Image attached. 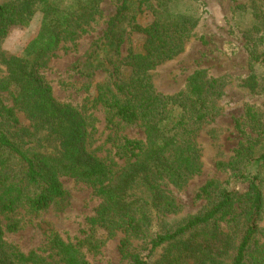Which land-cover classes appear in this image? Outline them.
<instances>
[{
  "label": "trees",
  "instance_id": "obj_1",
  "mask_svg": "<svg viewBox=\"0 0 264 264\" xmlns=\"http://www.w3.org/2000/svg\"><path fill=\"white\" fill-rule=\"evenodd\" d=\"M102 0H2L0 41L9 28L26 25L35 12L42 18L37 34L19 54L0 52V264H90L83 248L97 249L118 232V252L127 264H264V192L260 166L264 149V109L246 106L244 123L234 120L240 141L226 163L229 179L210 180L196 198L207 204L196 214L165 224L177 213L170 186L182 188L202 168L197 138L206 123L220 114L224 83L196 70L184 87L157 91L152 71L184 50L198 17L179 8V0H120L103 36L83 64L88 76L108 72L94 95L80 105L57 100L42 70L58 49H75L102 17ZM151 19L141 22L144 12ZM137 44L121 55L126 35ZM252 73L244 80L250 91L264 90V46L249 48ZM260 88V89H258ZM104 111L107 136L95 146L96 106ZM32 122V131L17 128L15 110ZM136 125L143 137L121 133L120 125ZM255 132L251 136L245 127ZM109 143L107 152L100 147ZM93 188L100 198L86 219L101 230L85 238H63L49 232L44 248L24 252L5 234L20 228L18 210L36 214L65 196L61 178ZM237 183L244 188L239 191ZM154 219L163 230L149 234ZM91 231V230H90ZM146 239V254L131 247L130 238Z\"/></svg>",
  "mask_w": 264,
  "mask_h": 264
},
{
  "label": "rangeland",
  "instance_id": "obj_2",
  "mask_svg": "<svg viewBox=\"0 0 264 264\" xmlns=\"http://www.w3.org/2000/svg\"><path fill=\"white\" fill-rule=\"evenodd\" d=\"M2 1V0H0ZM120 0H102V17L93 25V29L77 41L75 49L63 47L56 51L46 68L42 70L45 80L52 88L54 97L61 102L80 105L94 95L96 83L108 79V72L94 70L87 75L83 64L90 57L95 43L102 38L107 21L115 13ZM179 8L198 17L192 36L184 50L173 59L157 66L151 75V81L157 91L174 93L184 87L186 79L196 70H205L208 76L219 78L224 83V94L218 100L220 114L210 123H206L197 138L201 149L202 168L182 188L170 186L177 213L169 214L165 224L179 222L182 218L198 213L206 204L204 197L196 198L199 188L210 180L227 181L230 172L219 163H226L237 147L240 138L234 128V120L244 123L243 112L246 106L264 109V90L250 91L244 86V80L252 73L249 48L261 51L264 46V0H179ZM42 14L35 12L26 25L11 26L7 35L0 41V52L19 54L38 31ZM151 19V12L142 14L141 22ZM135 34L126 35L121 45V55L126 49L137 44ZM255 70V69H254ZM258 75L264 74V68L256 67ZM5 75V67L0 63V76ZM4 103L12 106L7 94L0 93ZM97 118L95 146L104 142L108 130L105 128L104 111L100 105L93 109ZM17 128L32 131V122L20 110H15ZM121 133L129 137H143L136 125H120ZM251 136H256L246 126ZM109 143L100 147L99 154L104 155ZM264 149V136L261 137L259 150ZM264 192V165L260 166ZM65 196L55 200L46 210L32 214L18 210L14 217L19 220L20 228L6 233V240L27 252L44 248L49 232L58 233L63 238H85L92 232L95 238L103 241L105 234L101 230L91 229L86 219L93 216L100 203L93 188L73 178L62 177ZM236 188L242 191L243 184ZM164 225L154 219L148 233L163 230ZM91 230V231H90ZM123 236L118 232L105 240L97 249L83 248L90 264H127L118 252V241ZM132 248L146 254V239L130 238Z\"/></svg>",
  "mask_w": 264,
  "mask_h": 264
}]
</instances>
